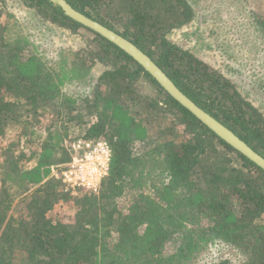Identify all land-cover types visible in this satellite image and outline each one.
I'll list each match as a JSON object with an SVG mask.
<instances>
[{
    "label": "trees",
    "instance_id": "16d2710c",
    "mask_svg": "<svg viewBox=\"0 0 264 264\" xmlns=\"http://www.w3.org/2000/svg\"><path fill=\"white\" fill-rule=\"evenodd\" d=\"M66 1L133 42L190 99L264 157V114L226 76L168 38L193 19L187 0ZM23 2L85 37L87 44L45 59L27 54L28 39L7 37L0 21V264H187L217 240L239 250L243 258L237 264H264V171L176 102L116 45L49 0ZM254 12L264 36V9ZM97 64L104 70L94 92L80 98L85 112L71 107L66 115L79 123L77 138L107 140L111 159L99 190L78 196L53 175L66 153L59 139L67 126H39L45 135L30 156L22 142L34 134L28 126L33 118L40 122V116L51 113L60 87L85 77ZM139 79L156 91L151 105L170 112L182 126L146 153L158 155L152 160L161 167L157 199L137 187L147 174L145 166L135 174L141 159L133 145L149 138L132 106L144 103L136 89ZM30 158L33 164L21 165ZM123 196L125 207L118 202ZM173 237L178 245L165 254Z\"/></svg>",
    "mask_w": 264,
    "mask_h": 264
},
{
    "label": "rangeland",
    "instance_id": "374dc122",
    "mask_svg": "<svg viewBox=\"0 0 264 264\" xmlns=\"http://www.w3.org/2000/svg\"><path fill=\"white\" fill-rule=\"evenodd\" d=\"M187 1L194 10L193 19L187 25L173 29L168 34V38L226 76L240 93L264 114V36L255 25L254 12L260 11V8L264 9V0ZM0 12V21L6 26L7 37L28 39L29 42L25 46L27 54H36L38 57L55 60L61 53L87 44L85 37L74 35L51 22L35 9L28 8L23 0H0ZM103 70L104 67L97 64L85 77L75 78L61 86L59 94L57 93L54 99L56 102L51 113L44 117L40 116V122L37 118H33L28 126L34 134L31 137L23 136L22 148L27 156H30L45 135L39 126L52 123L68 127L67 132H63L59 139V144L65 147L66 153H61L62 162L57 169L53 170V175H56L62 185L65 184L67 189L71 188L73 194L76 193L78 196L84 192H97L107 173L98 171L89 173L90 169H85V165L81 169V174H79L78 166L73 174H69L73 161L80 159L79 162L83 164L86 163L87 157L90 159V156L97 154L93 158L102 163L104 158L99 153L91 152L89 155L90 150L85 143L95 144L96 141L104 140L109 148L110 145L105 139L77 138L79 123L75 120V116L66 115V112L71 107L79 113L85 112L80 98L94 92L97 78ZM136 87L139 95L144 99V106L135 102L132 106L135 116L148 128L149 133L147 140L136 141L133 145L136 155L141 159V165L136 169L135 174L137 175L144 166L147 171L140 180L141 187H137L144 194L157 199L158 192L155 187L162 181L161 167L159 162L152 160L158 155H146V153L150 152L154 145L177 135V130L182 126L174 123L175 117L170 112H159L151 105V101L157 100V94L147 80L139 79ZM66 97H71L75 101L71 104ZM57 110L60 111L59 115L56 113ZM83 117L87 118L89 115L85 114ZM33 163V158L21 161L24 167ZM76 176L89 178V180H78ZM126 198V196L118 198L121 207L126 206ZM177 245L175 237L170 239L164 246L165 254L174 253ZM242 258L243 255L238 249L229 243L217 240L207 243L187 264H212L222 260L237 264Z\"/></svg>",
    "mask_w": 264,
    "mask_h": 264
},
{
    "label": "water",
    "instance_id": "95a60500",
    "mask_svg": "<svg viewBox=\"0 0 264 264\" xmlns=\"http://www.w3.org/2000/svg\"><path fill=\"white\" fill-rule=\"evenodd\" d=\"M49 1L60 7L62 12L67 17L94 31L124 51L133 60H135L176 102L187 109L220 139H222L233 149L264 171V157L261 154L255 151L230 128L198 106L192 99H190L177 87L173 80L155 63V61H153V59H151L150 56H148L133 42L116 31L110 29L109 27L103 25L102 23L96 21L95 19L75 9L66 0Z\"/></svg>",
    "mask_w": 264,
    "mask_h": 264
},
{
    "label": "built area",
    "instance_id": "2783aa9c",
    "mask_svg": "<svg viewBox=\"0 0 264 264\" xmlns=\"http://www.w3.org/2000/svg\"><path fill=\"white\" fill-rule=\"evenodd\" d=\"M85 146L88 147V149L90 150V154L92 153H99L102 158H104L103 162L100 163L98 162V160L94 159L93 156H96L97 154H94L93 156H90V159L87 157L86 158V163H80V159L78 160H74L73 164L71 165V169L69 170V174H73L75 172V168L78 166V171L79 174H81V169L83 166L86 165L85 169H90V172H102L103 174L108 173L109 170V164H110V159H111V150L109 148V146L107 145V143L104 140H99L96 141L95 144H90V142H86ZM78 164V165H77ZM99 168H101L102 170H100ZM76 175V174H75ZM77 179H82L84 181L89 180V178L84 179V177H78L76 176ZM72 187V186H71Z\"/></svg>",
    "mask_w": 264,
    "mask_h": 264
}]
</instances>
